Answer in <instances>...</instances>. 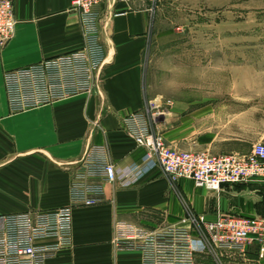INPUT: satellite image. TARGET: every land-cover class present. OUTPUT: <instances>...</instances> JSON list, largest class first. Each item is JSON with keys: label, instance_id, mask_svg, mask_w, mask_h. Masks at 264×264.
Here are the masks:
<instances>
[{"label": "crops", "instance_id": "obj_1", "mask_svg": "<svg viewBox=\"0 0 264 264\" xmlns=\"http://www.w3.org/2000/svg\"><path fill=\"white\" fill-rule=\"evenodd\" d=\"M71 2L13 0L14 30L0 46V215L68 204L70 175L80 158L96 148L114 164L115 179L103 183L99 203L71 207V244L45 264H141L139 250L114 241L121 222L155 229L180 223L187 209L206 220L228 213L264 219L263 177L215 191L185 177L171 181L156 157L123 129L125 115L148 109L151 130L182 150L246 154L254 143L264 142L259 123L236 118L246 114L247 100L264 102V67L258 61L241 62V51L251 48H220L239 55L226 58L222 79L199 76L196 69L176 72L160 58L155 69L149 52L151 0H104L97 7L105 53L97 91L9 111L6 70L81 45ZM221 84L229 86L228 92H215ZM177 86V91L169 89ZM245 252V260H261L256 243Z\"/></svg>", "mask_w": 264, "mask_h": 264}, {"label": "built area", "instance_id": "obj_2", "mask_svg": "<svg viewBox=\"0 0 264 264\" xmlns=\"http://www.w3.org/2000/svg\"><path fill=\"white\" fill-rule=\"evenodd\" d=\"M104 0H72L78 14L81 45L71 51L6 70L3 86L8 109L21 112L80 93L97 91L105 53L100 41V12ZM13 0H0V46L15 26ZM147 110L122 118L123 129L134 142L156 157L171 181L185 177L198 187L218 190L255 177L264 178V142L246 154L182 150L166 144L151 130ZM115 166L94 149L77 162L69 181V203L57 208L0 215V264H45L71 244L73 205H93L102 200L103 183L115 179ZM115 243L139 250L141 264H196V255L208 251L245 252L256 243L264 250V219L222 214L214 220L187 209L178 224L155 229L116 225Z\"/></svg>", "mask_w": 264, "mask_h": 264}, {"label": "rangeland", "instance_id": "obj_3", "mask_svg": "<svg viewBox=\"0 0 264 264\" xmlns=\"http://www.w3.org/2000/svg\"><path fill=\"white\" fill-rule=\"evenodd\" d=\"M150 32L149 52L155 69L160 58L170 63L169 68L179 69L176 72L196 69L199 76L222 79L226 58L239 55L220 48L239 45L251 48L241 51V62L258 61L264 67V0H151ZM178 88L169 87L173 92ZM214 89L224 93L229 86ZM245 106L246 114L236 118L264 128V102L250 99ZM244 253L208 251L196 255V264H264V250L260 261L257 257L245 260Z\"/></svg>", "mask_w": 264, "mask_h": 264}]
</instances>
